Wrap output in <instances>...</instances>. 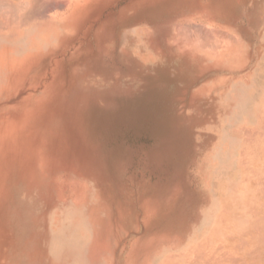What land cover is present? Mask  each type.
Wrapping results in <instances>:
<instances>
[{
    "label": "rangeland",
    "instance_id": "obj_1",
    "mask_svg": "<svg viewBox=\"0 0 264 264\" xmlns=\"http://www.w3.org/2000/svg\"><path fill=\"white\" fill-rule=\"evenodd\" d=\"M104 3L117 4V15L85 18L86 40L63 54L30 62L18 60L30 42L0 46V264H179L180 256L160 254L191 249L197 256L187 260L264 264V32L255 28L264 22V0ZM11 11L0 5L5 20ZM94 20L110 31L95 33L93 42ZM134 26L143 33L135 35L131 57L122 48ZM178 97H195L201 110L193 113L211 126L196 132L217 136L202 139L180 175L188 203L177 208V230L153 243L134 241L145 231L142 218L131 226L115 214L98 234L93 225L91 259L84 248L72 256L66 246L62 260L53 259L47 211L56 202L83 204L89 185L96 194L101 165L129 182H166L147 157L156 137L172 129ZM224 123L229 147L222 155ZM218 182L227 185L222 190Z\"/></svg>",
    "mask_w": 264,
    "mask_h": 264
},
{
    "label": "bare ground",
    "instance_id": "obj_2",
    "mask_svg": "<svg viewBox=\"0 0 264 264\" xmlns=\"http://www.w3.org/2000/svg\"><path fill=\"white\" fill-rule=\"evenodd\" d=\"M231 5L230 2H228V5H226V7L230 9L229 13L232 12L233 9ZM221 12H223V9L220 10V13ZM31 40H33V38H31V34L27 30H23L21 33L13 32L12 30H7L3 33H0V46L8 43H25L27 45L29 43L26 42H31ZM182 50H180V55H182ZM185 55L187 57L189 56V54ZM205 70L207 69H195V71L202 72H204ZM193 99H195V97H178L177 100L175 99L172 101L173 114L168 119L172 124V129L167 130L162 136L156 137V139L153 141L154 143L152 144V147H150V153L147 157L148 162L150 163L149 166H151V169H153V173H157V175L162 173L164 175H168V179L165 183L161 184L160 186H153V181L147 182L145 178H143L144 180H146L144 182H142L141 179H139V181L134 180L129 182L130 177L117 178L110 172L109 169L103 168L101 165L100 174L97 178V180H100V184H97V190L99 188L100 190L97 191L96 195L95 190L92 189L91 185H89L87 189L88 191L86 192L85 201L83 199L84 203L83 201L82 203L156 204L155 208L150 207L151 214L157 212L162 204H166L167 206H169V208L166 210L167 214L175 213V207L181 208L183 210L185 204L182 203L184 201L187 202V192L186 188L181 186L182 181L180 175H183V173L186 172V166L188 165V162L191 161V158L196 156V151L198 150L197 148L202 147V139L206 137L208 140H211L212 138L217 136L216 134L214 136L213 133L208 134V132H205L207 135H205V137H202L201 134L196 132V130L208 129L211 126L206 125V120L205 118H203L204 116H197L196 113H193V111L196 109L201 110L197 108V106L199 105L198 100L196 99V101ZM182 105H185L186 107L184 110H181ZM192 106L193 108H191ZM202 123L205 124V126H203ZM225 130L226 124L224 123L222 125L221 133H218L219 138L224 137L222 139L223 146L221 148V154L226 153L229 147V142L227 140L228 138H226ZM197 139L200 140L199 143H197ZM197 145H199V147H197ZM138 148H141V150L143 149L141 146H138L136 148L137 151ZM136 149L133 151H136ZM100 159L103 161L102 158ZM125 167L129 169L131 165L129 164ZM185 177L187 176L185 175ZM94 180L96 179L94 178ZM226 185L227 182L226 184L223 183L222 186L221 184H219L220 189L223 190V187ZM195 199L196 196L194 195L192 197V201H195ZM213 199L214 197L212 194V196H210V203ZM222 202L224 203L227 201H225L224 199V201ZM232 205L235 204H231V206ZM229 206L230 205L228 204V208ZM50 208L51 210L49 212L47 211V215H45V217L47 218L46 229L48 236L46 242V252L52 255L53 259L62 260L61 257L58 256L59 252H62L64 250L66 251L68 249V253L73 256L78 252L79 249L81 250V252L83 248L87 250L88 238L86 237V231H84L85 228L88 229L87 221L85 219V216H87L86 213H83L78 205H75L70 201L67 204H59L56 202ZM52 208H54V211H52ZM182 210L181 213L183 212ZM160 211H162L161 208ZM167 214L166 217L164 215L160 216V218L164 217L166 219V223L164 224V226L158 225V223H151L149 225V243H153L156 240L158 241L160 239L166 238L168 235L173 233L174 227L177 230V220L174 219L175 217H173V215L169 216ZM238 214L240 215V213ZM56 217H58L57 220ZM62 219L64 220L62 221ZM179 223L183 222L181 221ZM61 238L63 240H60ZM57 241L58 245H53V242ZM63 246H66L67 249H64ZM98 262L99 261H97V264Z\"/></svg>",
    "mask_w": 264,
    "mask_h": 264
},
{
    "label": "crops",
    "instance_id": "obj_3",
    "mask_svg": "<svg viewBox=\"0 0 264 264\" xmlns=\"http://www.w3.org/2000/svg\"><path fill=\"white\" fill-rule=\"evenodd\" d=\"M107 0H0V5L2 7H8L11 11L12 20H5V16L0 14V33L6 30H12L13 32L20 33L24 29H29L31 40L27 50L21 53L18 60L26 61H38L46 59L54 54H63L69 49L71 44L76 42L85 41L86 36V23L85 18H101V17H114L117 13H114V8L117 4L106 5L104 2ZM111 1V0H110ZM133 1V0H131ZM39 4V5H38ZM26 5V6H25ZM32 5V6H30ZM133 6V5H131ZM134 5L132 8H134ZM14 7V8H13ZM25 9H24V8ZM13 8V9H12ZM103 10H110L105 12ZM21 11V12H20ZM259 17H264V13L260 11ZM93 27L91 40L95 41V33H108L110 30L108 28H103L102 22H95L91 24ZM112 25V24H111ZM135 25V24H133ZM264 22L260 21V24L256 25L255 28L257 33L260 35L264 32ZM106 26V25H105ZM132 26V25H131ZM99 31V32H95ZM116 25L114 26V32H117ZM138 33H143V26H134L126 31V37L130 40L127 44L123 45L122 50L127 51L131 57L134 56L132 51V42L135 35ZM102 39L99 38V42ZM101 44V43H100ZM261 45V42H260ZM95 47V44L94 46ZM98 53L102 55L101 47L97 46ZM136 51V50H135ZM86 52L83 53L85 55ZM257 59V58H256ZM147 182L149 181L146 179ZM142 180V182L146 181ZM83 213H86L85 219L87 221L88 229L85 228L86 237L89 238L92 232V227H101L102 225H110L115 221V214L121 216L123 214L124 218H129L130 225L135 226L139 222L137 218H142V222L145 227V231L139 237L134 239V241H148L149 240V225L152 223H158V225L164 226L166 219L164 217L160 218L161 215L166 217V210L169 208L166 204H162L157 212L154 214L150 213V207L155 208L156 204H138V209L132 204H79L78 205ZM133 206L136 210H130ZM116 208V210H114ZM176 212L173 214L174 219L177 220V207H175ZM104 211V215L101 216L100 212ZM138 216V217H137ZM99 229H96L98 234ZM163 228V227H162ZM88 240L87 239V256L91 259L88 254ZM195 249L190 251H178L175 254H166V250H163V254L160 257L169 256H180L182 260L179 264H215V259L206 260H187V257L197 256ZM146 252H149L146 250ZM214 250H207V257H216ZM228 250H222L221 254L228 256ZM160 262V261H159Z\"/></svg>",
    "mask_w": 264,
    "mask_h": 264
}]
</instances>
